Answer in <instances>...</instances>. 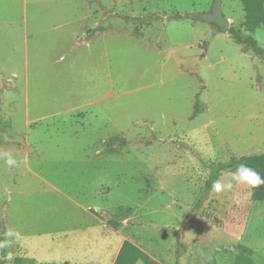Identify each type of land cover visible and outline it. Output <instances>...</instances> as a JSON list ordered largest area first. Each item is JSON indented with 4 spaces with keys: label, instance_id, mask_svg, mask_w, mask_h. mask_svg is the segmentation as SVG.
Listing matches in <instances>:
<instances>
[{
    "label": "rangeland",
    "instance_id": "obj_1",
    "mask_svg": "<svg viewBox=\"0 0 264 264\" xmlns=\"http://www.w3.org/2000/svg\"><path fill=\"white\" fill-rule=\"evenodd\" d=\"M93 1L109 9L110 27L87 30L111 33L103 62L96 44L80 48L71 81H25L0 59V154L17 160L0 158V235L38 254L32 241L58 234L54 264L99 261L84 241L73 251L81 234L112 251L118 236L156 264L175 263V234L179 264H264V202L248 185L211 188L194 208L212 165L264 152V54L197 19L212 0ZM222 13L248 35L241 0H222ZM252 36L264 50V26ZM101 92L102 104L66 112ZM8 256L2 246L0 264L20 262Z\"/></svg>",
    "mask_w": 264,
    "mask_h": 264
},
{
    "label": "crops",
    "instance_id": "obj_2",
    "mask_svg": "<svg viewBox=\"0 0 264 264\" xmlns=\"http://www.w3.org/2000/svg\"><path fill=\"white\" fill-rule=\"evenodd\" d=\"M73 1L0 0V59L10 65L19 64L22 67L14 68L13 76H20L25 81H29L30 77L40 81L46 79L71 81L73 75H76V71L79 72L80 48L90 49L96 44L104 47V53L99 56L100 62L104 61L107 56L106 37H109L111 33L109 35L106 34V31L100 30L96 33V37L88 39L87 30L94 28L98 22L109 26L110 19H107L109 9L99 7L97 10L96 5L91 4V2L95 4L93 0H75L73 8L71 5ZM97 17L98 19H96ZM90 20L94 21L88 28L86 22ZM129 37L131 39L138 38L133 35ZM4 70V66L1 65L0 75ZM99 72V70L93 69V74ZM95 96L84 105L68 108L66 112L72 114L86 106L100 105L104 102L103 97L109 96V94L101 92L97 97ZM30 124L31 122L28 121L27 125ZM92 219L95 226L96 218ZM92 229L91 226H87L86 229L82 228L87 233ZM11 232L15 234L13 230ZM7 236L0 235L1 242L6 247L8 255L11 254L12 259L17 258L20 261L15 264H54L52 256H57L60 247L58 234L49 237L40 236L37 240L32 241L38 254H33L27 248L7 239ZM74 237L76 236L73 235ZM78 238L79 245L73 243L75 249L73 251L79 249L80 244L84 241V250L81 252L84 253L87 249L89 255L97 253L99 261H61L57 264H113L124 241H121V238L117 236L112 251L111 244L109 247L105 243L96 241L95 238L90 239L92 242L88 243V238L82 234ZM107 247L111 248L108 254L105 251ZM91 260H94V257Z\"/></svg>",
    "mask_w": 264,
    "mask_h": 264
},
{
    "label": "trees",
    "instance_id": "obj_3",
    "mask_svg": "<svg viewBox=\"0 0 264 264\" xmlns=\"http://www.w3.org/2000/svg\"><path fill=\"white\" fill-rule=\"evenodd\" d=\"M244 9V19L240 24V27L248 33L247 36L241 37L239 32L233 28H229L228 32L231 35L232 39L238 44L242 46H247L250 50L255 53L257 56H261L264 54V50L257 44V41L253 38V33L256 29L261 26H264V0H241ZM176 20H182L183 17L179 14H175L173 16ZM134 36H139V34H135ZM115 141H119L118 138H111L109 142L105 143L107 148L112 146V143ZM122 145L125 144L124 140H121ZM240 164H244L256 172H258L262 177H264V152L259 154L242 156L238 159H233L231 162L227 164H215L210 167L211 174L206 182L205 195L196 202L195 210H198L204 199L208 196L209 191L212 188V184L216 181L218 174L221 171L227 172H235L236 167ZM250 199L254 202H264V185H261L255 189L250 188ZM0 245H2L0 238ZM0 246V253H1ZM175 263L179 264L180 258V241L178 234H175V249H174ZM137 262H142L143 264H156L152 259L148 257V255L133 245L129 241H123L119 252L115 258L113 264H136ZM249 262H244L241 264H246ZM19 264V263H18ZM67 264V263H64Z\"/></svg>",
    "mask_w": 264,
    "mask_h": 264
},
{
    "label": "clouds",
    "instance_id": "obj_4",
    "mask_svg": "<svg viewBox=\"0 0 264 264\" xmlns=\"http://www.w3.org/2000/svg\"><path fill=\"white\" fill-rule=\"evenodd\" d=\"M0 158H3L4 163L10 168L17 165V160L13 157L10 152L0 154ZM229 176L230 178L224 182L219 179L214 181L212 184V190L217 194H221L225 192H230L233 189L234 184H246L253 189L264 185V177H262L258 172L244 164H240L235 172L229 173ZM236 203H239V201L237 200ZM6 235L11 236V231L9 230ZM11 258V254H9L8 259L11 260Z\"/></svg>",
    "mask_w": 264,
    "mask_h": 264
},
{
    "label": "water",
    "instance_id": "obj_5",
    "mask_svg": "<svg viewBox=\"0 0 264 264\" xmlns=\"http://www.w3.org/2000/svg\"><path fill=\"white\" fill-rule=\"evenodd\" d=\"M197 19L205 24L215 27L221 34L228 33L229 22L222 13V0H212L210 10L199 14Z\"/></svg>",
    "mask_w": 264,
    "mask_h": 264
}]
</instances>
